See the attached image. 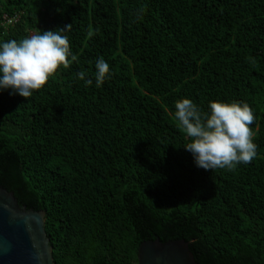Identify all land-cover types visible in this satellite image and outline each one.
<instances>
[{
  "label": "trees",
  "instance_id": "16d2710c",
  "mask_svg": "<svg viewBox=\"0 0 264 264\" xmlns=\"http://www.w3.org/2000/svg\"><path fill=\"white\" fill-rule=\"evenodd\" d=\"M66 25L77 60L30 98L0 92V185L45 211L53 264H137L154 239L264 264V0H0V41ZM183 98L246 102L256 157L197 167Z\"/></svg>",
  "mask_w": 264,
  "mask_h": 264
},
{
  "label": "clouds",
  "instance_id": "9594fccd",
  "mask_svg": "<svg viewBox=\"0 0 264 264\" xmlns=\"http://www.w3.org/2000/svg\"><path fill=\"white\" fill-rule=\"evenodd\" d=\"M64 28L38 30L20 41H0V92L24 98L33 96L63 66L77 60ZM89 38L93 33H89ZM109 64L103 59L95 61L94 81L97 87L110 78ZM76 78L91 86L86 72ZM175 117L189 142L183 145L190 152L195 165L205 170H231L239 164L250 163L257 155L251 125L255 122L252 108L244 101H210L207 111H201L191 99L175 103Z\"/></svg>",
  "mask_w": 264,
  "mask_h": 264
},
{
  "label": "water",
  "instance_id": "95a60500",
  "mask_svg": "<svg viewBox=\"0 0 264 264\" xmlns=\"http://www.w3.org/2000/svg\"><path fill=\"white\" fill-rule=\"evenodd\" d=\"M45 211L20 205L0 185V264H53L45 231ZM137 264H195L183 239L146 240L137 249Z\"/></svg>",
  "mask_w": 264,
  "mask_h": 264
},
{
  "label": "built area",
  "instance_id": "2783aa9c",
  "mask_svg": "<svg viewBox=\"0 0 264 264\" xmlns=\"http://www.w3.org/2000/svg\"><path fill=\"white\" fill-rule=\"evenodd\" d=\"M6 21H9V19H8V20H6Z\"/></svg>",
  "mask_w": 264,
  "mask_h": 264
}]
</instances>
